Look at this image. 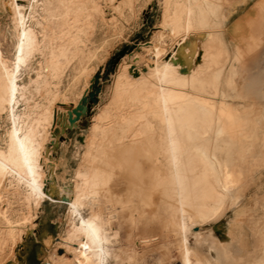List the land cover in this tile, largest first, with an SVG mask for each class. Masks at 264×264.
Here are the masks:
<instances>
[{
	"label": "bare ground",
	"instance_id": "1",
	"mask_svg": "<svg viewBox=\"0 0 264 264\" xmlns=\"http://www.w3.org/2000/svg\"><path fill=\"white\" fill-rule=\"evenodd\" d=\"M222 1L165 0L153 49L159 53L165 44L174 49L168 52L169 56L150 65L147 72L133 66L130 71V61L121 63L115 77L114 113L107 116L106 112L104 116L111 117L112 126L123 125L133 142L146 139L149 143L145 167L148 178L139 185L141 194L147 193L146 199L139 211L130 213L129 223L147 227L156 220L177 234V252L182 264H248L230 251L224 240L213 237L211 231L207 238L200 232L243 196L235 151L242 139L257 128L264 129V120L253 119V109L249 106L234 109L225 102L230 94L237 95L238 85L234 80L237 64L252 44L242 54L227 45ZM0 6L14 14L11 32L17 50L15 53L14 48L10 62L0 50V118L4 115L7 123L0 137V221L3 223L0 246L7 243L12 229L22 224L32 227L34 216L29 210L49 201L65 205L71 216L70 231L59 239L61 248L71 259L60 256L49 264H106V244L117 236V231L107 229L101 210L95 207L90 216L84 217L82 208L85 202L96 206L101 194L106 192L112 169L105 168L107 163L96 164V159L105 155L104 141L109 131L102 128L101 140L95 137L88 140L83 163L72 175L73 194L69 199H60L58 189L47 187L45 176L49 168L45 159L56 161L43 155L42 135L46 134L54 113L50 105L33 103L31 94L43 87L42 69L46 67L49 73L59 70V58L81 42L80 34L87 27L84 20L97 11L96 2L45 0L43 11L51 28L41 34L40 40L36 31L26 26L30 2L0 0ZM181 46L188 65L185 72L174 62ZM34 51H39L42 62L31 92L29 86L17 84V69ZM125 105L131 109L127 111ZM67 125L65 122L64 126ZM57 139L56 136L55 142H51L53 147L57 146ZM161 196H169L173 201H161ZM15 201L18 202L15 207L26 212L12 219ZM242 212L243 209L239 210L232 220L240 222ZM194 228L198 230L192 231ZM191 232L195 233L194 246L189 244ZM19 257L10 260V264L17 263ZM250 263L264 264V254Z\"/></svg>",
	"mask_w": 264,
	"mask_h": 264
},
{
	"label": "rangeland",
	"instance_id": "2",
	"mask_svg": "<svg viewBox=\"0 0 264 264\" xmlns=\"http://www.w3.org/2000/svg\"><path fill=\"white\" fill-rule=\"evenodd\" d=\"M94 1L98 9L91 14L92 18L84 20L87 31L84 30L80 34L81 42L66 56L59 58V70L49 73L46 67L42 69L45 75L42 90L33 92L31 89L41 67L42 57L39 51L29 55L17 69V84L29 86V90L33 92L31 94L34 95L32 102L50 105L54 113L49 119L46 134L42 135L45 145L43 155L56 161L53 163L45 159L49 165L45 173L47 187L51 185L58 189L60 199L70 198L73 194L72 175L74 169L83 163L82 155L87 149V142L92 137L101 140L100 131L105 128L109 131L108 138L104 141L105 155L97 158L96 164H111V167L107 164L105 166L107 170L112 169L108 176L109 182L106 192H101L103 195L97 200V205L92 206L85 202L82 214L88 217L96 207L98 211L101 210L107 229L117 231V236L106 244V264H182L177 252V234L170 232L156 220L147 227L137 222L134 225L129 223L130 213L139 211L146 199L147 193L141 194L139 185L141 181L145 184L148 178L145 169L148 141L142 139L133 142L128 131L125 132L122 128L123 125L112 126L114 124L110 122L111 117L104 118L106 112L107 116L114 113L112 106L115 77L121 63L130 61L129 70L133 66L147 72L150 65L169 56L168 52L174 49L171 46L166 47V44L159 48V53L153 49L154 39L160 30L165 0ZM19 2H30L32 7L28 12L26 26L36 31L40 40L43 33L51 28L43 11L45 0ZM222 3L223 34L227 45L232 49L237 44L242 47L246 44L250 47L252 44L253 49L256 45L255 38L249 40L245 37L250 31L252 19L261 17L264 27V0H223ZM13 22V12L0 6V50L8 62L17 53L15 38L11 32ZM126 46L133 47L132 51L126 52L120 58L115 71L101 81L98 101L92 104L90 114L79 118L72 129L63 127L65 122L69 124L66 111L74 109L88 91L98 69L102 68L104 74L108 61ZM243 49L236 51L241 53ZM235 82L238 85L237 95L230 94L225 102L234 109L242 105L249 106L253 109V119L264 120V36L256 49L238 63ZM159 87L156 86L158 90L161 88ZM215 97L214 99H217ZM19 108L22 109L23 104H20ZM125 108L127 111L131 109L128 105H125ZM6 127L3 115L0 118V137ZM56 136L58 143L53 147L51 142H55ZM235 157V166L241 175L239 187L244 188L243 196L233 206H227L218 219L203 226L200 232L207 238L211 231L213 237L224 240L236 256L243 257L244 261L251 264L258 255L264 254V129L257 128L248 138L242 139L238 150L235 151ZM60 185H63L64 190ZM167 197L169 196H161L160 200L173 201ZM14 204L15 207L18 202L15 201ZM15 209L12 219L22 217L26 212L18 210L17 207ZM241 209V220L236 223L232 218ZM30 211L35 217H32L35 224L32 227L22 224L11 230L7 243L0 246V264H10L9 261L19 255V261L15 264H49L52 259H58L60 256L61 259H71V255L59 244L60 237L66 236L70 231L71 216L66 206L44 201L39 206H33ZM2 225L0 221V226ZM197 230L198 228H194L192 231ZM194 232L188 235L191 246L195 245Z\"/></svg>",
	"mask_w": 264,
	"mask_h": 264
},
{
	"label": "water",
	"instance_id": "3",
	"mask_svg": "<svg viewBox=\"0 0 264 264\" xmlns=\"http://www.w3.org/2000/svg\"><path fill=\"white\" fill-rule=\"evenodd\" d=\"M133 47H124L122 50L116 52V54L108 61L106 68L104 70V74H102V68H99L98 71L93 76L92 82L88 88V91L82 96L79 100L78 104L74 107V109H69L67 112V120L69 125L63 126L72 129L77 124V120L82 118L85 115H89L92 109V104H95L98 101V96L101 91V81L108 78L110 73L115 71V68L122 56L126 52H131ZM183 46H181L178 50V54L176 55L177 59L174 60L175 63H179L183 68L182 72H185L188 68L184 60V56L182 54ZM133 70L130 69V71Z\"/></svg>",
	"mask_w": 264,
	"mask_h": 264
},
{
	"label": "crops",
	"instance_id": "4",
	"mask_svg": "<svg viewBox=\"0 0 264 264\" xmlns=\"http://www.w3.org/2000/svg\"><path fill=\"white\" fill-rule=\"evenodd\" d=\"M261 27H262V19H261V17L254 18V19L251 20L250 31L246 35L245 38H249V40L255 38L256 45L254 46V48L252 50L247 51L248 53L246 52L245 53L246 55L244 57H241L239 62H241L246 56H248L250 53H252L256 49V47L259 45V35H260ZM245 43H246V41H245ZM245 47H247V44L245 45ZM245 47H242L241 45L237 44L232 49L233 50H239V49L245 48ZM235 78H237V68H236V75L234 77V80H235ZM58 184H59V181H58ZM60 187L62 188V190H64L63 185H60Z\"/></svg>",
	"mask_w": 264,
	"mask_h": 264
},
{
	"label": "flooded vegetation",
	"instance_id": "5",
	"mask_svg": "<svg viewBox=\"0 0 264 264\" xmlns=\"http://www.w3.org/2000/svg\"><path fill=\"white\" fill-rule=\"evenodd\" d=\"M262 28H264V27H261V29H260L259 43H260V41L262 39V36H264V30H262Z\"/></svg>",
	"mask_w": 264,
	"mask_h": 264
}]
</instances>
